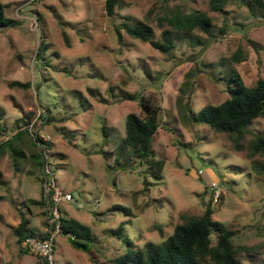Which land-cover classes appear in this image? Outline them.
Instances as JSON below:
<instances>
[{
    "label": "rangeland",
    "instance_id": "obj_1",
    "mask_svg": "<svg viewBox=\"0 0 264 264\" xmlns=\"http://www.w3.org/2000/svg\"><path fill=\"white\" fill-rule=\"evenodd\" d=\"M1 1L15 22L0 26V142L19 127L29 132L13 140L25 151L17 168L9 146L0 151V264H41L13 233L21 214L36 234L43 231L50 206L29 202L42 190L41 165L34 162L40 141V147L34 144L30 132L49 135L56 182L81 203L62 201L60 213L88 226L102 264H114L108 258L124 250L122 239L110 233L120 222L142 247L171 233L181 213H199L207 203L212 217L234 230V243L254 245L236 254L241 263L264 264V153L251 147L255 134L264 131V118H254L235 147L230 133L190 117L227 96L231 69L248 85L264 77V9L251 12L245 4L228 3L219 11L208 0H119L110 17L104 0ZM176 6L205 10L210 33L195 27L188 36L175 35L179 30L160 16ZM125 15L150 23L157 39L169 29L170 52L123 28L118 41L114 24ZM39 45L45 58L36 55ZM13 79L29 85H10ZM140 94L160 106L151 147L164 164L161 178L149 176L148 188L142 182L148 163L123 143L127 112L141 113ZM210 235L214 243L216 233ZM53 260L93 264L63 232L54 237Z\"/></svg>",
    "mask_w": 264,
    "mask_h": 264
},
{
    "label": "trees",
    "instance_id": "obj_2",
    "mask_svg": "<svg viewBox=\"0 0 264 264\" xmlns=\"http://www.w3.org/2000/svg\"><path fill=\"white\" fill-rule=\"evenodd\" d=\"M228 3L245 4L251 12H255V8L264 9V0H208L209 8L219 11H222ZM118 4L119 0H104L106 14L110 17L113 16ZM4 6L5 3L0 0V26L13 25L15 19L4 14ZM162 19L169 23L172 28L179 30L175 32L177 36L179 32L188 36L195 27L210 33L211 17L202 9L185 11L176 6V8L169 9L163 16H160V21ZM121 28L133 37L150 42L153 47L161 51L170 52L174 46L169 29L163 28L161 39H157L153 27L142 19L125 15L124 20L115 23L114 31L118 41L122 39ZM221 30L223 29L221 28ZM36 55L45 58L43 46L37 47ZM233 59L236 60L237 56L233 55ZM46 62L49 63L47 60ZM52 66L57 68L55 65ZM229 79L230 82L225 87L227 96L223 100L208 103L196 112L191 111L190 117L194 121L206 123L214 130L230 133L235 147H238L237 138L242 131L252 123L254 118H264V77L259 76L254 84L248 85L236 69H231ZM9 84L28 86L29 81L13 79ZM129 95L132 96L131 93ZM138 104L141 113L129 111L126 114L123 143L130 145L141 160L148 163V171L142 179L143 187L148 188L152 183L148 179L149 176L156 179L161 178L164 164L163 159L157 157L151 147V139L160 123V106L143 94L139 95ZM26 116L29 117V115ZM44 116V119H49L47 114ZM24 121L25 125L29 123L26 119ZM23 130L29 132L28 127H19L0 142V151L5 144L9 146L14 168L18 167L20 158L25 157V151L13 144L14 138L19 137ZM28 136L34 144L39 146L37 142L42 138L38 133L32 134L30 132ZM251 147L252 152L264 153V131L255 134ZM59 154L65 155V153L60 152ZM34 162L42 165L41 148L40 159H36ZM2 198L3 194L0 193V199ZM29 200L31 203L40 205L50 204V200L43 195L42 190L39 198H30ZM114 207H121L126 213L128 212V209L122 205L117 204ZM212 212L213 207L209 203L199 213L183 212L181 213L182 221L174 225L171 233L157 242L147 240L142 247L135 245L131 237L124 232L123 222H120L116 227L110 229V233L122 239L124 250L108 258V260L113 261L114 264H242L236 254L242 251L249 253L255 249L254 245L234 243L231 239L234 230L224 221L213 218ZM212 231L216 233L214 243L210 235ZM60 232L69 234L71 244L87 252L93 264H102L93 252L92 240H94V236L87 225L75 217H65L60 213ZM13 233L19 243L26 235L36 234L29 226V218L24 214L20 215L18 223L13 227ZM41 264L45 263L41 261Z\"/></svg>",
    "mask_w": 264,
    "mask_h": 264
},
{
    "label": "built area",
    "instance_id": "obj_3",
    "mask_svg": "<svg viewBox=\"0 0 264 264\" xmlns=\"http://www.w3.org/2000/svg\"><path fill=\"white\" fill-rule=\"evenodd\" d=\"M33 134V133H32ZM49 135L42 138L40 141L41 153L43 162L41 165L42 171V193L50 200V206L45 215V232L42 235L28 234L21 243L25 247L36 254H38L45 264H54V237L56 233L60 232V208L59 204L62 201H72L76 206L80 207L81 203L77 202L72 193L61 188L55 179L53 169L50 164L48 148L46 141ZM215 198L218 194V189H215Z\"/></svg>",
    "mask_w": 264,
    "mask_h": 264
},
{
    "label": "crops",
    "instance_id": "obj_4",
    "mask_svg": "<svg viewBox=\"0 0 264 264\" xmlns=\"http://www.w3.org/2000/svg\"><path fill=\"white\" fill-rule=\"evenodd\" d=\"M44 230H45V229H44ZM44 230H43V231H40V232H37V233L42 234V233H44Z\"/></svg>",
    "mask_w": 264,
    "mask_h": 264
}]
</instances>
